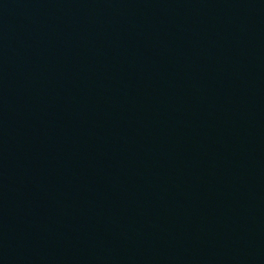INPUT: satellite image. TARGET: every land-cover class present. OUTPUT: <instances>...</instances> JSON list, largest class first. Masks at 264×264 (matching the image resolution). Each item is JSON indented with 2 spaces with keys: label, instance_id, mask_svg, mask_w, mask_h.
<instances>
[{
  "label": "water",
  "instance_id": "95a60500",
  "mask_svg": "<svg viewBox=\"0 0 264 264\" xmlns=\"http://www.w3.org/2000/svg\"><path fill=\"white\" fill-rule=\"evenodd\" d=\"M0 264H264V0H0Z\"/></svg>",
  "mask_w": 264,
  "mask_h": 264
}]
</instances>
